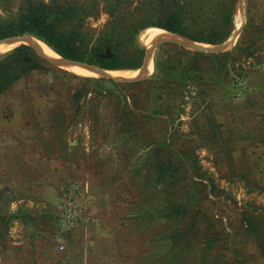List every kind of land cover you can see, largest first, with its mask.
I'll use <instances>...</instances> for the list:
<instances>
[{"label": "rangeland", "instance_id": "374dc122", "mask_svg": "<svg viewBox=\"0 0 264 264\" xmlns=\"http://www.w3.org/2000/svg\"><path fill=\"white\" fill-rule=\"evenodd\" d=\"M233 22L217 57L166 43L138 80L106 70L119 81L43 60L0 96V264H55L103 232L99 264H264V0ZM62 185L79 189L76 223Z\"/></svg>", "mask_w": 264, "mask_h": 264}, {"label": "trees", "instance_id": "16d2710c", "mask_svg": "<svg viewBox=\"0 0 264 264\" xmlns=\"http://www.w3.org/2000/svg\"><path fill=\"white\" fill-rule=\"evenodd\" d=\"M0 0V41L28 35L60 57L104 70H136L145 48L137 37L147 28L193 42L218 45L231 35L238 0ZM107 16L100 28L89 20ZM217 57V55H216ZM47 64L20 45L0 55V96Z\"/></svg>", "mask_w": 264, "mask_h": 264}, {"label": "water", "instance_id": "95a60500", "mask_svg": "<svg viewBox=\"0 0 264 264\" xmlns=\"http://www.w3.org/2000/svg\"><path fill=\"white\" fill-rule=\"evenodd\" d=\"M246 2H247V0H238V4H237L238 9H240L242 11L243 16H244V7L246 5ZM237 7H236V9H237ZM238 32H239V30L235 29L234 32L232 33L230 39H228L227 41H225L221 44H218V45H213V47H206V46H202L199 43H196V42H193V41L188 40L186 38L180 37L176 34H171L169 32L162 31L160 36L150 44V47L148 49L146 48L143 63L138 70V74H137L135 80H138L144 76V74L147 70L148 61L151 57V54H152L153 50L158 45H162V44H166V43L167 44H174L176 46L182 47V48L189 50V51L198 52V53H205V54H210V55H215V54L217 55V54L223 52L227 47H229L235 41V38H236ZM13 45H17V46L18 45H27V46H29L42 60L46 61L49 64L56 65V66H77V67L83 68L89 72L96 73L103 78H108V79H111L114 81H119V79L112 77L111 75L108 74V71H106L104 69H100V68L90 66V65H87L84 63H80V62L70 61V60L64 59L62 57H56V58L48 57L47 55H45L42 52V50L39 49L37 44L33 41V38L30 36H27V35L16 36V37L7 38L5 40L0 41V46H6L7 47V46H13ZM125 81H127V80H120V82H125Z\"/></svg>", "mask_w": 264, "mask_h": 264}, {"label": "crops", "instance_id": "0c3cea01", "mask_svg": "<svg viewBox=\"0 0 264 264\" xmlns=\"http://www.w3.org/2000/svg\"><path fill=\"white\" fill-rule=\"evenodd\" d=\"M18 169H19L18 167L15 168V170H18ZM38 181L39 183L41 182V188H40L41 191L39 192V197H40L39 199H41L42 202H45L46 205H49V204L53 205L54 203H56V196L54 194V189L51 186L53 185V183L52 184L49 183L48 180H46V178L41 180V177H39ZM24 183L26 184V182ZM28 183L29 182H27V184ZM33 183L31 185H33ZM105 233L106 232H103L102 235L96 234L98 239L94 240L91 249L88 252L86 251L87 253H85V250L80 246V244L77 241L75 242L72 240H65V241H68L67 247L65 244L64 251L63 252L58 251L61 255L53 256V257H56V259L52 260L51 262L55 264H99L98 259H96V257L100 255L101 253H105L107 250H109V248H107L108 245L106 243V240H104V238L106 237ZM100 237H102V239H100ZM101 240H102V244L99 245Z\"/></svg>", "mask_w": 264, "mask_h": 264}, {"label": "bare ground", "instance_id": "6f19581e", "mask_svg": "<svg viewBox=\"0 0 264 264\" xmlns=\"http://www.w3.org/2000/svg\"><path fill=\"white\" fill-rule=\"evenodd\" d=\"M238 26L239 25H237V28H238ZM161 33H162V31L159 30V29H156V28L145 29L139 35L140 42L143 43L144 45L151 44L155 39H157L160 36ZM37 45H38L39 49L42 50L45 55H47L50 58H55V57H52V55L51 56L48 55V54H53L54 55V53L51 52V50L46 45H44L43 43L38 42V41H37ZM14 46L15 45L7 46V47L6 46H0V55L8 52ZM146 47L148 48L149 46H146ZM151 66H152L151 65V61H148V66H147V70H146L145 74L146 73L149 74L151 72V69H152ZM65 67L69 71H73L74 73H76L78 75H88V74H90L89 71H87V70H85L83 68L77 67V66H65ZM125 73L126 72H120V73L119 72H114V73L111 72L110 75L117 79V77L119 75H120L119 77H122V76H124Z\"/></svg>", "mask_w": 264, "mask_h": 264}, {"label": "built area", "instance_id": "2783aa9c", "mask_svg": "<svg viewBox=\"0 0 264 264\" xmlns=\"http://www.w3.org/2000/svg\"><path fill=\"white\" fill-rule=\"evenodd\" d=\"M74 191H79L78 188L71 189L68 186L62 185L60 186L58 193L60 196V202L62 203L64 214L67 217L68 221H73L76 223L80 218L78 216L74 196ZM62 250V247H59Z\"/></svg>", "mask_w": 264, "mask_h": 264}]
</instances>
